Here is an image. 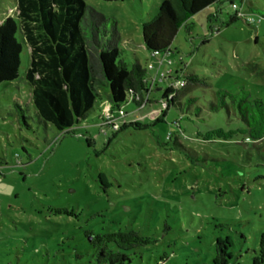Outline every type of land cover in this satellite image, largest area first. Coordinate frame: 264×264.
I'll return each instance as SVG.
<instances>
[{"label": "rangeland", "instance_id": "374dc122", "mask_svg": "<svg viewBox=\"0 0 264 264\" xmlns=\"http://www.w3.org/2000/svg\"><path fill=\"white\" fill-rule=\"evenodd\" d=\"M232 1L241 19L224 25L235 12ZM232 1L223 0L220 12L214 4L195 13L170 50L153 57L142 43L141 24L160 0H84L109 19V28L113 23L122 58L146 69L145 98L155 99L145 107L122 106L125 121H152L153 127L120 132L102 149L111 135L99 126L108 106L105 83L79 125L45 127L24 79L30 56L16 0H0V21L9 15L21 42L18 78L0 83V264H94L83 231L106 228L134 229L156 240L136 249L130 264H212L215 241L225 236L232 242L227 264L251 263L264 232V135L203 137L234 125L222 111H208L216 89L241 86L264 100V0H251L257 13ZM156 70L164 71L160 80ZM191 74L205 84L174 85L164 101L175 96L178 105L160 111L163 87ZM56 207L77 216L51 214Z\"/></svg>", "mask_w": 264, "mask_h": 264}, {"label": "trees", "instance_id": "16d2710c", "mask_svg": "<svg viewBox=\"0 0 264 264\" xmlns=\"http://www.w3.org/2000/svg\"><path fill=\"white\" fill-rule=\"evenodd\" d=\"M222 1L160 0L156 13L141 24L145 49L153 57L168 52L178 29L181 26L187 27L190 17L214 4L220 12ZM240 1L244 9L257 13L254 2L249 0L251 6H248L243 0ZM15 16L19 21L18 30L22 43L29 47L30 57L24 79L30 86L33 113L45 127L50 124L57 130L64 131L79 125L93 108L97 100L96 88L102 82L108 89V106L99 115V126L105 134L107 129L111 131L102 149L120 132L153 127L152 121H125L126 112L122 108L124 104L133 103L138 108L144 103L145 107L155 99L150 101L145 98L149 89L147 71L137 61L127 63L122 58L113 23L109 28L108 18L94 13L84 0H16ZM238 19L241 18L233 12L223 24L229 25ZM16 31L17 26L9 15L0 21V83L14 81L19 75L21 42L15 36ZM198 84L205 82L200 76L191 74L183 77L181 87ZM172 90V86L163 87L160 99H165L166 94ZM174 98L175 96L169 99L168 107L164 110L178 105ZM192 100L194 99L187 100V104ZM207 108L209 112L222 111L226 118L233 120L227 122L230 125L234 123L228 129L218 128L205 133L203 137L207 139L229 140L238 134L254 139L264 135V100L251 97L249 91L241 86L236 92L216 89L213 101H209ZM18 110L25 123L23 110L19 107ZM119 110L123 111V116L118 128L112 130L109 125L104 124L105 115L116 117ZM166 111L162 114H166ZM198 111L199 108L196 107L195 116ZM160 120L157 119L158 122ZM174 146L179 148L176 142ZM49 212L56 216H77L73 210L64 207L50 208ZM83 235L92 249L90 255L94 264H130L131 255L136 254V249L156 241L134 229H88L83 231ZM231 243L228 236L216 239L212 264H227V260L231 258L228 252ZM263 244L264 232L260 235L258 254L250 264L264 263V254L261 252ZM78 256L77 254L76 257Z\"/></svg>", "mask_w": 264, "mask_h": 264}, {"label": "built area", "instance_id": "2783aa9c", "mask_svg": "<svg viewBox=\"0 0 264 264\" xmlns=\"http://www.w3.org/2000/svg\"><path fill=\"white\" fill-rule=\"evenodd\" d=\"M230 6L232 7L233 11H235L237 13V15L240 14L238 9H237V4L235 2L232 1L230 3ZM160 63H161V61H160ZM167 71L169 72V69L166 70V72ZM163 72H158V70H156L154 75H156V77H158V79L160 80L164 74ZM153 82L154 81L152 80L151 83L153 84ZM178 84H182V81L177 80V81L171 83V85L170 84L169 85L173 87L174 85H178ZM164 100L165 99H163V101H161V103H160V110H164L168 107V101L169 100L168 101H164ZM122 116H123L122 110H119L118 116H116V117L111 116V115H105L106 121L104 122V124L109 125L112 130H115L118 128L119 120Z\"/></svg>", "mask_w": 264, "mask_h": 264}]
</instances>
